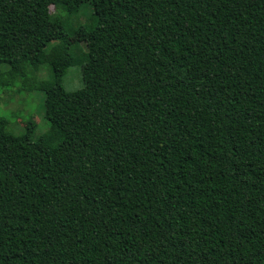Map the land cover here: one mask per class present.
<instances>
[{
	"label": "trees",
	"instance_id": "obj_1",
	"mask_svg": "<svg viewBox=\"0 0 264 264\" xmlns=\"http://www.w3.org/2000/svg\"><path fill=\"white\" fill-rule=\"evenodd\" d=\"M37 53L47 131L0 117V264H264V0H0V95Z\"/></svg>",
	"mask_w": 264,
	"mask_h": 264
},
{
	"label": "rangeland",
	"instance_id": "obj_2",
	"mask_svg": "<svg viewBox=\"0 0 264 264\" xmlns=\"http://www.w3.org/2000/svg\"><path fill=\"white\" fill-rule=\"evenodd\" d=\"M51 16L62 22L68 32L69 43L72 47L75 65L68 69L63 78L66 91L82 88L80 64L85 59V51L78 33L80 25L91 23L92 10L88 5L70 4L66 7H49ZM44 53L31 56L32 68L28 77L18 81L13 87L4 90L0 95V117L8 121L7 132L20 135L27 123L36 125L35 136L45 133L48 124L44 119L43 93L39 88L47 85L50 69L44 62Z\"/></svg>",
	"mask_w": 264,
	"mask_h": 264
}]
</instances>
